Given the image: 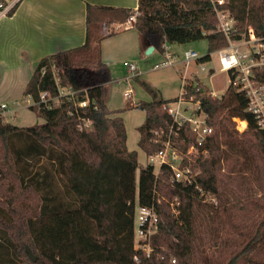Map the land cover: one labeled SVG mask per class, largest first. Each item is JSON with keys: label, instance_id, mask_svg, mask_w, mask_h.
I'll list each match as a JSON object with an SVG mask.
<instances>
[{"label": "trees", "instance_id": "16d2710c", "mask_svg": "<svg viewBox=\"0 0 264 264\" xmlns=\"http://www.w3.org/2000/svg\"><path fill=\"white\" fill-rule=\"evenodd\" d=\"M227 1L224 7L236 18L238 31L251 25L264 43V0ZM17 6L7 15L12 16ZM135 12L133 26L161 53L164 43L206 39L208 54L202 62H207L228 45L217 31L211 0H138L134 10L88 4L85 43L40 60L25 90L37 100L40 92L56 93L58 84L81 91L79 99L86 89L88 108H80L79 100L41 108L45 122L31 127H18L0 117V264H264V130L247 111L244 92L229 86L220 98H213L197 77L195 85L186 87V98L200 101L212 128V134L198 142L187 122L173 140L183 164L198 171L191 184L176 181L166 165L158 175L152 166L140 167L138 153L128 149L121 110L111 111L107 105L111 72L102 59V38L92 35L91 26L105 20L122 23ZM256 79L264 84V71H256ZM144 86L153 100L137 105L145 112L138 147L150 156L163 148L172 125L165 106L177 98L158 99L150 86ZM83 117L91 119L90 127L81 128ZM235 118L247 121L248 131L239 133ZM191 147L199 157L190 162ZM224 169L227 173H222ZM221 174L241 181L251 177L261 195L222 198L230 191L222 187ZM59 180L63 188H54ZM61 191L68 199L61 197ZM137 203L154 206L158 212L152 245L164 260L157 253L151 258L140 254L135 260ZM228 204L257 216L240 233L237 244L219 248L216 256L206 252L204 235L208 232L213 238L209 216L215 225L220 214L229 211Z\"/></svg>", "mask_w": 264, "mask_h": 264}, {"label": "built area", "instance_id": "2783aa9c", "mask_svg": "<svg viewBox=\"0 0 264 264\" xmlns=\"http://www.w3.org/2000/svg\"><path fill=\"white\" fill-rule=\"evenodd\" d=\"M211 1L217 17V31L223 33L228 40V45L217 51L220 71L226 72L230 76L229 86L247 95L249 101L247 111L254 115L257 127L264 130V84L259 83L256 79V71H264L263 39L256 36L251 26L248 27L244 34H235L236 18L229 9L224 7L228 1ZM135 21L136 12L125 23H121V27L124 25H134ZM163 49V61L156 64L154 68L175 66L177 63L182 62L185 64V75L182 78L180 96L174 102L168 103L165 106L172 125L165 136L163 148L154 155L146 156V165L152 166L156 175H158L162 166L166 165L171 169L176 181L191 184L195 173L190 167L183 164V156L173 140L178 136L179 130L187 122L190 123L192 131L197 134L198 142L204 141L206 137L212 134V128L207 124L208 116L203 111L200 101H196L193 96L186 98V87L193 85V83H189L188 81L187 72L193 63L202 59V56L193 49L186 50L182 55H179L174 51L170 43H164ZM125 66L128 69L127 80L135 79L139 76V69L135 63L126 62ZM199 68L203 72L207 70L204 63H200ZM80 93L81 91H75L70 87L58 84L56 93H51L50 91L40 92L37 100L31 95H26L25 102L29 108L50 109L61 105L65 101L76 103L79 100L78 104L80 108L86 110L90 104V99L86 95V89H84L85 96L83 99H79ZM131 94L132 91L130 90L127 93L128 99L131 98ZM210 95L216 97L213 92ZM19 107V102H13L11 107L6 103L1 104L0 117L8 113L11 114V119H16L14 113ZM186 113H189L190 116H186ZM91 125L92 121L90 118H82L81 128H88ZM156 134L158 135V133ZM190 149L188 150L189 154L192 153L194 147ZM156 166H158V169H156ZM135 224L137 225L136 231L133 230L135 260L139 261L140 254L146 258H151L155 253H157V258L166 259L165 255L156 252L152 245L153 237L157 233L159 225V215L156 208L154 206H141L137 203L134 226ZM161 251H165V249L161 248ZM170 260L175 263V259L170 258Z\"/></svg>", "mask_w": 264, "mask_h": 264}, {"label": "rangeland", "instance_id": "374dc122", "mask_svg": "<svg viewBox=\"0 0 264 264\" xmlns=\"http://www.w3.org/2000/svg\"><path fill=\"white\" fill-rule=\"evenodd\" d=\"M250 26L251 25L247 26V29ZM91 31L93 35V28ZM245 32L238 31L236 20L235 34H244ZM120 37L118 35L111 39H108L104 44L106 45L107 53L104 54L106 58H104L103 61L108 65L112 78L111 82L108 84V108L112 111L121 110V114L123 116L127 131V147L130 151H136L138 153V161L141 167L146 166V155L138 147V128L145 121V112L140 108L133 106L132 101H134L135 103H139L150 102L153 100V95L145 88V84L150 86L156 92L158 99L163 100L165 98H174L175 96L180 94V85L182 84V75L185 73V64L179 62L175 66L155 69L154 66L163 61V58L158 53L154 55L145 54L143 57H136V55H133L132 51L118 50L117 41L118 39H120ZM102 46L103 45H101V49ZM177 48L181 52L179 55H182V53L186 50L193 49L197 51L202 57H204L206 54H208V41L204 39L182 45L177 44ZM126 62L136 63L137 67L141 69V72H143V75L140 76V78L130 79L128 81L124 80L127 75L125 68L126 66L124 65ZM204 65L207 70L203 72L200 70L199 65L194 66L192 64L190 66L191 72L193 70H197V75L200 78L196 75H192V77H190L188 81L189 83H194L195 77L199 78L203 82V84L207 86L209 94L213 92L216 97L220 98L229 87L230 76L228 75V73L220 71L219 56L217 51L211 54V61L204 63ZM91 74L93 75L94 73L91 72ZM130 88L133 92V99L127 100L125 98V92ZM216 97L214 96L213 98ZM16 99L20 104L19 109L14 113L16 119H11V114L7 113L1 116L5 122L8 121L9 123H12L18 127L38 126L45 122V119L39 115L38 108L32 109L27 107V103L25 102L26 98L21 91L17 92L15 95L12 94L7 97L5 99V103H7L11 107L12 104L10 102ZM185 115L190 116L189 113H186ZM234 121L236 123V129L239 133L248 131L249 125L247 121L241 120L239 118H235ZM241 122L246 123V128L242 127ZM190 154H193V158H190V162L193 160L195 161L199 157L198 152H196L195 148L192 149V153ZM203 155L207 156V153L204 152ZM156 169H158V166H156ZM194 173L198 174V171ZM222 173L227 172L224 169L222 170ZM138 177L139 170H137V181ZM220 178L223 180L222 187L228 186V190L232 192H223L222 198L228 195L227 197H230L231 200H233L234 195H238L241 197L246 196V194L248 196L261 195L260 191L257 188V185L255 184V180L250 179L251 177L249 178V180L245 179L244 181H241L239 179H234L228 174H221ZM55 186L63 188L62 181H56V185H54V188H56ZM221 191H223V188H221ZM61 197L63 199H68L64 191H61ZM231 203H233V201H231ZM227 209L229 211L225 214H220V219L215 223V225L212 224V221L210 219L211 216H209L208 224L210 226H214L212 235L213 238L208 232H206L204 235V241H206V246L204 245V247L206 248V252L214 254L216 256L219 253L216 252L219 251V248L220 250H228L232 245L237 244L239 239L243 236L240 235V233L246 228V225H249L251 220L256 218L257 216L256 213L248 211L247 209L244 211V214L243 212H240L239 209L233 208L229 204L227 206ZM231 215H236L235 217L238 218L234 219L235 217H232ZM234 224H236L238 228H233V226H235ZM215 226H218V228ZM242 226H244V228H242ZM134 228V230L136 231V224ZM209 229L210 228H207L206 231H210ZM227 243H229L228 248L226 246ZM227 250L225 251L227 252Z\"/></svg>", "mask_w": 264, "mask_h": 264}, {"label": "crops", "instance_id": "0c3cea01", "mask_svg": "<svg viewBox=\"0 0 264 264\" xmlns=\"http://www.w3.org/2000/svg\"><path fill=\"white\" fill-rule=\"evenodd\" d=\"M88 4L133 10L138 8V0H4L3 5L6 8L0 9V106L5 103L7 97L17 92L21 91L26 97L27 84L40 60L85 43L88 35ZM15 5H18L16 12L8 16L7 11ZM91 28L94 30V36L102 38L103 60L106 58L104 54L107 53L105 42L118 35L121 36L117 41L118 50L132 51L136 57H143L152 46L133 24L121 27V22L105 20L92 24ZM172 47L176 53H181L177 44H172ZM156 53L163 58V53L155 48L150 54ZM209 61H211V56ZM200 63L206 62L200 59L193 65L198 66ZM138 69L137 78H140L143 72L140 68ZM126 73L128 75L127 68ZM127 75L124 79L126 81H128ZM184 75L185 73L182 78ZM192 75L198 76L197 70L191 72L190 67L186 76L190 78ZM181 88L182 84L180 90ZM130 90L131 88L125 92L127 100V93ZM179 93L181 94V91ZM180 94L163 100L176 99ZM132 95L133 92L129 100L133 99ZM108 101L109 97H107V105ZM13 102L18 101L16 99L10 103ZM132 105L137 107L138 103L132 101ZM119 116L123 118L122 114Z\"/></svg>", "mask_w": 264, "mask_h": 264}, {"label": "water", "instance_id": "95a60500", "mask_svg": "<svg viewBox=\"0 0 264 264\" xmlns=\"http://www.w3.org/2000/svg\"><path fill=\"white\" fill-rule=\"evenodd\" d=\"M153 49H154L153 46H150L149 49L147 50V54H150L153 51ZM29 254L32 260L35 261L36 260L35 256H33L30 251H29Z\"/></svg>", "mask_w": 264, "mask_h": 264}, {"label": "bare ground", "instance_id": "6f19581e", "mask_svg": "<svg viewBox=\"0 0 264 264\" xmlns=\"http://www.w3.org/2000/svg\"><path fill=\"white\" fill-rule=\"evenodd\" d=\"M241 125L243 128H246V123L245 122H241Z\"/></svg>", "mask_w": 264, "mask_h": 264}]
</instances>
